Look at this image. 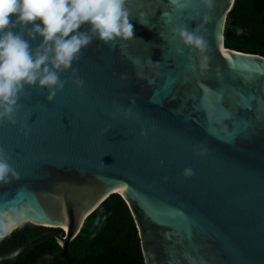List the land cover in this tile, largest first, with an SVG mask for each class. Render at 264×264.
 <instances>
[{
    "label": "water",
    "instance_id": "1",
    "mask_svg": "<svg viewBox=\"0 0 264 264\" xmlns=\"http://www.w3.org/2000/svg\"><path fill=\"white\" fill-rule=\"evenodd\" d=\"M234 1L126 0L134 36L82 50L73 67L83 88L70 71L51 101L25 88L17 123L0 124L19 174L0 183V234L26 223L50 230L0 260L53 237L60 251L35 264H80L70 242L118 193L144 264H264V56L225 46ZM177 27L198 29L206 70Z\"/></svg>",
    "mask_w": 264,
    "mask_h": 264
},
{
    "label": "clouds",
    "instance_id": "2",
    "mask_svg": "<svg viewBox=\"0 0 264 264\" xmlns=\"http://www.w3.org/2000/svg\"><path fill=\"white\" fill-rule=\"evenodd\" d=\"M203 2L212 7V0ZM129 15L126 0H0V124L17 123V105L26 87L46 90L51 101L65 87L62 74L70 71L75 86L83 88L74 62L94 39L110 43L133 37ZM197 31L173 29L174 38L201 53L199 67L206 70L207 45ZM130 113L125 110L126 116ZM194 174L184 169L185 176ZM18 178L0 147V183Z\"/></svg>",
    "mask_w": 264,
    "mask_h": 264
},
{
    "label": "trees",
    "instance_id": "3",
    "mask_svg": "<svg viewBox=\"0 0 264 264\" xmlns=\"http://www.w3.org/2000/svg\"><path fill=\"white\" fill-rule=\"evenodd\" d=\"M225 46L264 56V1L235 0L224 31ZM50 228L26 223L7 238V248L26 242ZM58 250L53 237L38 240L23 257L5 259L1 264H33L47 250ZM69 253L82 264H144L138 231L127 203L118 193L111 194L85 220L70 242ZM56 264H66L58 261Z\"/></svg>",
    "mask_w": 264,
    "mask_h": 264
},
{
    "label": "flooded vegetation",
    "instance_id": "4",
    "mask_svg": "<svg viewBox=\"0 0 264 264\" xmlns=\"http://www.w3.org/2000/svg\"><path fill=\"white\" fill-rule=\"evenodd\" d=\"M50 229H48V230H43L42 232H39L38 234H41V233H44V232H46V231H49ZM59 232H61V233H63V231L62 230H60V229H57ZM37 234V235H38ZM10 235V234H9ZM9 235H7V236H5L1 241H0V254H5V253H7V252H9V251H11V250H13V249H15L16 247H18V246H20V245H22L23 243H25V242H17L16 243V245L14 246V247H10V248H7V245L5 244L6 243V241L10 244V241H8L7 240V238L9 237ZM36 235V236H37ZM27 242V241H26ZM30 247V246H29ZM28 248V247H27ZM27 248H25L17 257H15V258H18V257H23V256H25L26 255V249ZM47 250H50V249H47ZM47 250H45V251H47ZM45 251H43V252H45ZM52 252H58V251H60V247H59V249L58 250H51ZM42 252V253H43ZM41 253V254H42ZM40 254V255H41ZM39 255V256H40ZM39 258V257H38ZM37 258V259H38ZM73 260V259H72ZM2 261L3 260H0V264L2 263ZM37 261V260H36ZM35 261V262H36ZM62 261V260H61ZM74 261V260H73ZM35 262L33 263V264H35ZM56 262H58V261H56ZM56 262H54V263H52V264H56ZM64 262V261H63ZM76 262H79V261H76ZM66 263V262H65ZM80 264H82L81 262H79ZM67 264V263H66Z\"/></svg>",
    "mask_w": 264,
    "mask_h": 264
},
{
    "label": "bare ground",
    "instance_id": "5",
    "mask_svg": "<svg viewBox=\"0 0 264 264\" xmlns=\"http://www.w3.org/2000/svg\"><path fill=\"white\" fill-rule=\"evenodd\" d=\"M7 234H8V232H2V233L0 234V237H5Z\"/></svg>",
    "mask_w": 264,
    "mask_h": 264
}]
</instances>
